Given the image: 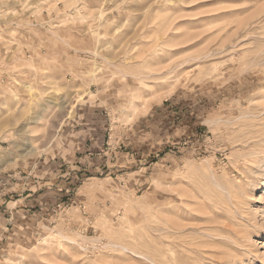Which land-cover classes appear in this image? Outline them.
I'll return each instance as SVG.
<instances>
[{
    "label": "rangeland",
    "instance_id": "374dc122",
    "mask_svg": "<svg viewBox=\"0 0 264 264\" xmlns=\"http://www.w3.org/2000/svg\"><path fill=\"white\" fill-rule=\"evenodd\" d=\"M227 263L264 264V0H0V264Z\"/></svg>",
    "mask_w": 264,
    "mask_h": 264
},
{
    "label": "bare ground",
    "instance_id": "6f19581e",
    "mask_svg": "<svg viewBox=\"0 0 264 264\" xmlns=\"http://www.w3.org/2000/svg\"><path fill=\"white\" fill-rule=\"evenodd\" d=\"M38 119H39V118H38ZM237 210H238V209H237ZM240 213H241V212H240ZM196 230H198V229H196ZM196 230H195V231H196ZM202 233H203V232H202ZM213 234H214V233H213ZM223 236H224V235H223ZM63 237H64V239H67V238H68L66 235H63ZM68 239H69V238H68ZM222 239H223V238H222ZM219 243H220V242H219ZM114 244H115V243H114ZM117 245H118V244H116L115 246H117ZM111 246H112V245H111ZM118 247H122L123 250H126V251L129 250V249H128L127 247H125V246H121V245L119 246V245H118ZM219 247H221V246H219ZM145 259H146V258H145ZM233 262H234V261H233ZM231 263H232V262H231ZM227 264H229V263H227Z\"/></svg>",
    "mask_w": 264,
    "mask_h": 264
}]
</instances>
